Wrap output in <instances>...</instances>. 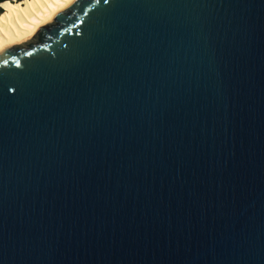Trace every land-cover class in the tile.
Here are the masks:
<instances>
[{"label":"water","instance_id":"1","mask_svg":"<svg viewBox=\"0 0 264 264\" xmlns=\"http://www.w3.org/2000/svg\"><path fill=\"white\" fill-rule=\"evenodd\" d=\"M0 264H264V0H73L0 49Z\"/></svg>","mask_w":264,"mask_h":264},{"label":"bare ground","instance_id":"2","mask_svg":"<svg viewBox=\"0 0 264 264\" xmlns=\"http://www.w3.org/2000/svg\"><path fill=\"white\" fill-rule=\"evenodd\" d=\"M73 0H5L0 3V49L32 38Z\"/></svg>","mask_w":264,"mask_h":264},{"label":"trees","instance_id":"3","mask_svg":"<svg viewBox=\"0 0 264 264\" xmlns=\"http://www.w3.org/2000/svg\"><path fill=\"white\" fill-rule=\"evenodd\" d=\"M3 1H5V0H0V3L3 2ZM0 9H1L0 11H2V8H0Z\"/></svg>","mask_w":264,"mask_h":264},{"label":"snow or ice","instance_id":"4","mask_svg":"<svg viewBox=\"0 0 264 264\" xmlns=\"http://www.w3.org/2000/svg\"><path fill=\"white\" fill-rule=\"evenodd\" d=\"M105 2H107V0H105Z\"/></svg>","mask_w":264,"mask_h":264},{"label":"rangeland","instance_id":"5","mask_svg":"<svg viewBox=\"0 0 264 264\" xmlns=\"http://www.w3.org/2000/svg\"><path fill=\"white\" fill-rule=\"evenodd\" d=\"M1 10V9H0Z\"/></svg>","mask_w":264,"mask_h":264}]
</instances>
